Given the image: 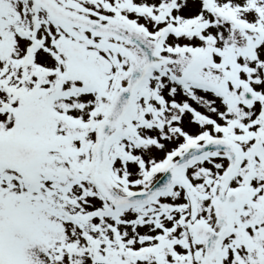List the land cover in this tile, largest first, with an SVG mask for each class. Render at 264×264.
<instances>
[{
  "label": "snow or ice",
  "instance_id": "obj_1",
  "mask_svg": "<svg viewBox=\"0 0 264 264\" xmlns=\"http://www.w3.org/2000/svg\"><path fill=\"white\" fill-rule=\"evenodd\" d=\"M0 264H264V0H0Z\"/></svg>",
  "mask_w": 264,
  "mask_h": 264
}]
</instances>
